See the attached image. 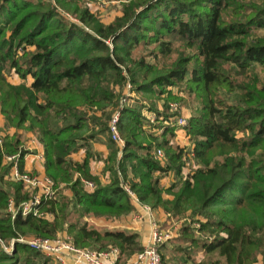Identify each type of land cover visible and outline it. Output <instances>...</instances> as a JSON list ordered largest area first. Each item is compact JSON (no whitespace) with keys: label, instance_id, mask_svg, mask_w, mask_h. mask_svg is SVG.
<instances>
[{"label":"trees","instance_id":"16d2710c","mask_svg":"<svg viewBox=\"0 0 264 264\" xmlns=\"http://www.w3.org/2000/svg\"><path fill=\"white\" fill-rule=\"evenodd\" d=\"M83 2L0 0V112L16 129L0 145V239L11 245L21 236L66 233L78 247L117 246V264H126L143 249L140 234L97 229L86 217L130 214V183L142 204L182 221L159 246L164 264H257L260 257L264 264V78L257 71L264 73V0H128L108 24ZM128 81L149 103L136 97L122 110L120 148L109 122ZM171 87L199 104L185 127L162 119L169 113L159 100L181 101ZM145 110L158 121L150 123ZM180 129L188 147L174 141ZM20 130L44 145L45 172L57 188L40 206L50 217L8 212L10 198L32 197L7 178L4 164L5 155L20 153L24 169ZM102 137L104 181L90 164ZM81 149L85 157L75 160ZM42 259L27 244L16 242L9 253L0 242V264Z\"/></svg>","mask_w":264,"mask_h":264},{"label":"built area","instance_id":"2783aa9c","mask_svg":"<svg viewBox=\"0 0 264 264\" xmlns=\"http://www.w3.org/2000/svg\"><path fill=\"white\" fill-rule=\"evenodd\" d=\"M136 97L137 93L134 91L133 84L128 81L124 86L119 108L113 113L109 122L112 137L120 148L125 146V140L119 130L122 110L124 107L129 106ZM159 109L162 112H165L166 109L168 110L169 116L167 118L162 116V119H165V124H174L178 127H185L188 124L189 117L183 113V109L178 102L160 104ZM144 115L150 123H156L158 121L157 114L154 111L145 110ZM159 131H162V129H159ZM2 144L3 137H0V145ZM156 156L159 159H164V151L158 149ZM20 159V153L4 156V164L10 165L7 178L22 182L24 188L31 192L32 197L20 204H17L13 198H10L8 212L13 219L20 214L22 216L33 214L35 216L50 217L49 214L41 211L40 206L44 200L56 196L57 188L54 180L47 174H34L24 169L22 170L20 167ZM83 182L88 189H94L95 184L93 181L83 179ZM124 187L129 192L132 202L140 205L143 209L144 213L138 212L135 215V219L140 221L147 217L152 227L150 243L144 246L141 251L135 253L126 264H164L159 246L168 243L178 235L180 223L172 229L165 230L156 220L153 208L140 202L135 192L130 188V183L124 184ZM186 220L191 222L192 219L188 218ZM194 225L196 227L200 226L197 218L194 220ZM0 242L9 253L13 252V245L16 242L27 244L52 261L53 264H117L120 258V249L117 246H109L105 250L78 247L66 233H59L56 237L21 236L14 239L11 245H6L1 239Z\"/></svg>","mask_w":264,"mask_h":264},{"label":"crops","instance_id":"0c3cea01","mask_svg":"<svg viewBox=\"0 0 264 264\" xmlns=\"http://www.w3.org/2000/svg\"><path fill=\"white\" fill-rule=\"evenodd\" d=\"M21 80L17 77L15 82H20ZM32 81L31 78L28 79V83ZM181 131H184L180 129ZM15 128H7L5 126V119L2 113L0 112V137H5L6 135H13L15 133ZM23 133V148L27 153L24 158V170L34 173V174H46L45 172V158H44V145L38 140V138L32 132ZM94 149L98 152L99 157L91 160V172L94 175L100 177L102 181L105 180L103 169L105 166V161L108 155V148L105 143V138L102 137V140L93 143ZM73 158L75 160H83L85 157V150L81 149L77 153H74ZM170 179L165 177L162 179V184L168 185ZM65 193L70 194V190L66 189ZM135 209L128 215L123 216L119 219H105V218H96L94 216L86 217L88 222L95 224L97 229H121V230H132L140 234L141 242L143 247L150 243L152 227L149 219L146 217L143 220H136L135 215L138 212H143V209L140 205L134 203ZM154 215L156 220L159 222L162 228L165 230L172 229L175 225L180 223V219H170L168 213L162 208H153ZM144 213V212H143ZM203 257L202 253L198 254V259ZM262 258L260 257V260ZM257 262V264H263L262 261ZM49 264H53L49 260Z\"/></svg>","mask_w":264,"mask_h":264},{"label":"rangeland","instance_id":"374dc122","mask_svg":"<svg viewBox=\"0 0 264 264\" xmlns=\"http://www.w3.org/2000/svg\"><path fill=\"white\" fill-rule=\"evenodd\" d=\"M126 2H128V0H84L83 6L88 7L90 11L93 12L102 22L108 24L112 20H114L115 17L122 14L123 4ZM71 17H72V20L78 21L73 16ZM259 34H263L262 29L259 30ZM147 60L150 61L151 63L155 62V59L151 56H148ZM257 71L264 78V73L261 70L260 66H258ZM16 79H17V76L15 75L13 76V78H11V80L13 81H15ZM171 89L173 91V94L181 98V101L172 100V99L164 100V98L163 99L161 98L162 100H159L158 102L159 106L160 104H165V103L167 104L169 102H178L183 109L182 110L183 113L187 115L188 117H190L193 113H195L196 109L199 107V104L193 98L194 95L191 97L187 92H185L180 87H172ZM222 93H224V91H222ZM137 97L149 103V101L145 99L142 95L137 94ZM166 111L168 110L166 109L165 112ZM174 141L185 147H188L190 145V140L185 131L178 130L177 136L174 138ZM188 217H191V216L188 215ZM88 223L90 226L95 227V224L92 223L91 221ZM28 236L33 237L34 235L33 236L28 235ZM45 259H48V258L43 256V259L41 260V262L43 261L44 264H49L45 262ZM260 261L263 262V258Z\"/></svg>","mask_w":264,"mask_h":264}]
</instances>
